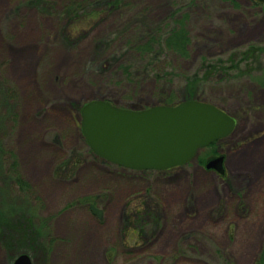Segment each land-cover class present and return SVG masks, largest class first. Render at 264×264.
Returning a JSON list of instances; mask_svg holds the SVG:
<instances>
[{"label": "rangeland", "instance_id": "obj_1", "mask_svg": "<svg viewBox=\"0 0 264 264\" xmlns=\"http://www.w3.org/2000/svg\"><path fill=\"white\" fill-rule=\"evenodd\" d=\"M184 17L171 79L117 69L129 44ZM249 46L264 48L251 0H0V264H264V53L252 74L198 86L193 101L236 125L181 167L109 166L80 131L84 104L181 103L203 58ZM220 156L222 172L204 168Z\"/></svg>", "mask_w": 264, "mask_h": 264}, {"label": "water", "instance_id": "obj_2", "mask_svg": "<svg viewBox=\"0 0 264 264\" xmlns=\"http://www.w3.org/2000/svg\"><path fill=\"white\" fill-rule=\"evenodd\" d=\"M264 6V0H251ZM235 120L217 107L198 101L143 110L115 108L91 101L80 109V131L90 151L109 164L134 171L169 170L192 161L199 150L228 137ZM222 157L204 168L222 172ZM98 219L101 211L90 205ZM13 264H31L20 254Z\"/></svg>", "mask_w": 264, "mask_h": 264}, {"label": "trees", "instance_id": "obj_3", "mask_svg": "<svg viewBox=\"0 0 264 264\" xmlns=\"http://www.w3.org/2000/svg\"><path fill=\"white\" fill-rule=\"evenodd\" d=\"M185 21L186 17L174 20V22L172 21L173 26L169 29H159L154 35L149 36L146 41L129 44V49H126L127 53L125 54L127 56H123L122 62H120L117 69L126 76L132 75L134 70L139 71L144 69L151 73L154 80L165 81L171 79L170 77L173 76L172 73L175 72L176 67L173 61H171L170 56L185 57L186 48L189 44ZM254 48V46H249L241 52L229 53L223 58H216L214 60L203 58L194 67L191 76L183 79V101L194 100L196 96L195 91L198 89V86L200 87L211 77L230 80L252 74V71L247 68L248 61L264 53V48H256L255 50ZM133 56L135 59H133V62H130L129 60ZM172 100H176V98L174 96H170V98L166 97L161 105L174 106L178 104H172ZM95 158L109 166L115 167V165L109 164L99 157Z\"/></svg>", "mask_w": 264, "mask_h": 264}]
</instances>
